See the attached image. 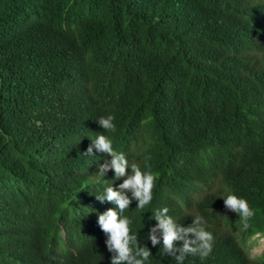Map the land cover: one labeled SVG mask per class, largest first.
I'll use <instances>...</instances> for the list:
<instances>
[{
	"label": "trees",
	"instance_id": "trees-1",
	"mask_svg": "<svg viewBox=\"0 0 264 264\" xmlns=\"http://www.w3.org/2000/svg\"><path fill=\"white\" fill-rule=\"evenodd\" d=\"M103 109L126 131L114 148L158 174L130 218L148 264H176L146 240L162 207L213 234L184 264H264L248 248L264 235V0H0V264L7 245L44 264L83 245L68 264H110L79 204ZM228 192L254 210L247 227Z\"/></svg>",
	"mask_w": 264,
	"mask_h": 264
},
{
	"label": "clouds",
	"instance_id": "clouds-1",
	"mask_svg": "<svg viewBox=\"0 0 264 264\" xmlns=\"http://www.w3.org/2000/svg\"><path fill=\"white\" fill-rule=\"evenodd\" d=\"M103 110L107 116L96 120L100 129L92 132L94 138L90 140L84 153L91 157L97 156L96 174L91 177L94 181L83 180L84 187L80 192L86 202L79 204L91 218L95 234L106 235L105 245L112 254L110 264H148L151 252L147 246L138 243V233L133 231V221L130 218L135 209L143 210L150 205L158 174L142 168L139 163H130L125 153L114 148L126 131L116 127L115 117L107 109ZM193 199L199 201L200 192L196 193ZM221 199L225 207L238 214L247 227V221L255 214L248 201L232 192H228ZM151 215L154 226L148 231L146 240L150 241L153 247H163L166 254L175 257L176 264H184L190 255L198 254L203 259L212 252L214 237L207 229L204 217L197 216L191 224L185 226L169 214L167 207L156 209ZM212 219L223 222V218L219 216ZM257 236L262 235L257 234L253 238ZM61 238L63 242L66 239L63 227ZM59 252L67 253L68 256L62 264H68L76 258H81L84 247L73 245L68 248V252L61 247ZM2 262L44 264L41 256L32 248L9 245Z\"/></svg>",
	"mask_w": 264,
	"mask_h": 264
},
{
	"label": "rangeland",
	"instance_id": "rangeland-1",
	"mask_svg": "<svg viewBox=\"0 0 264 264\" xmlns=\"http://www.w3.org/2000/svg\"><path fill=\"white\" fill-rule=\"evenodd\" d=\"M248 245L251 257L255 258L260 256L264 251V235L253 238Z\"/></svg>",
	"mask_w": 264,
	"mask_h": 264
},
{
	"label": "bare ground",
	"instance_id": "bare-ground-1",
	"mask_svg": "<svg viewBox=\"0 0 264 264\" xmlns=\"http://www.w3.org/2000/svg\"><path fill=\"white\" fill-rule=\"evenodd\" d=\"M110 179H111V176H110ZM203 185H204L203 191H207V190H206V186H207V185H206V182H204ZM181 203H182V202H181Z\"/></svg>",
	"mask_w": 264,
	"mask_h": 264
}]
</instances>
